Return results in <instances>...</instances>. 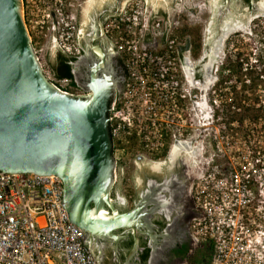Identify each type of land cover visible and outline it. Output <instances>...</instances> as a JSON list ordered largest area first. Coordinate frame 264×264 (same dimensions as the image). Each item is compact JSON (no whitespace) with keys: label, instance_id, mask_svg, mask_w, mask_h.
<instances>
[{"label":"built area","instance_id":"built-area-1","mask_svg":"<svg viewBox=\"0 0 264 264\" xmlns=\"http://www.w3.org/2000/svg\"><path fill=\"white\" fill-rule=\"evenodd\" d=\"M22 3L31 36L52 31L58 47L80 54V26L72 0ZM178 13H183L181 7ZM256 21L248 31L226 39L228 62L233 55L246 73L250 71L244 80L247 85L251 73L263 71L259 69L263 65L260 48L259 52L251 49L254 57L240 51L246 35L264 27L263 17ZM177 28V24L165 26L161 18L152 19L146 0H129L121 12L106 18L104 33L123 56L127 71L125 89L109 118L112 137L121 143L136 142L138 150L158 154L175 140L204 136L203 147L216 160L196 185L203 216L194 222L193 231L211 251V264H264V148L246 143L239 129L234 131L239 125L244 128L250 117H230V111L254 103L240 99L243 84L234 82L236 90H231L223 81L224 70L207 89L194 88L179 51L186 38ZM147 31L164 33L162 47L144 44ZM41 63L48 79L69 92L70 78H56L48 64ZM63 193V180L57 175L0 172V264H96L84 231L70 221L61 205Z\"/></svg>","mask_w":264,"mask_h":264},{"label":"water","instance_id":"water-1","mask_svg":"<svg viewBox=\"0 0 264 264\" xmlns=\"http://www.w3.org/2000/svg\"><path fill=\"white\" fill-rule=\"evenodd\" d=\"M100 24L104 33V21ZM101 51L103 57L89 50L73 63L87 68L88 94L60 90L44 73L22 0H0V172L61 177L60 202L70 221L86 233L118 239L114 231L132 220L110 196L117 161L108 112L123 76L111 52ZM134 236L135 252L139 239Z\"/></svg>","mask_w":264,"mask_h":264},{"label":"flooded vegetation","instance_id":"flooded-vegetation-1","mask_svg":"<svg viewBox=\"0 0 264 264\" xmlns=\"http://www.w3.org/2000/svg\"><path fill=\"white\" fill-rule=\"evenodd\" d=\"M258 17L262 18L264 15ZM92 24L93 22L90 26ZM94 35L92 27L87 31L79 30L77 43L81 47V52L77 55L78 58H86L89 50L93 52L90 47L92 44L105 43L103 38L94 39ZM185 38V51H189L195 57L192 44L190 50L187 49L190 38L186 36ZM219 40L220 43L223 41ZM58 48L60 47L57 46L56 51ZM220 50L219 53H222L223 45ZM219 53L208 52L200 65H192L193 72L190 76L184 71L188 80H193L194 88L205 90L211 83H206L205 79L208 77L213 81L216 75L224 70L223 81L229 84L231 90H236L237 84L234 82H239L240 86L243 84L239 89L240 99L254 103L230 111V117L255 118L260 128L264 129V78H251L247 85L244 80L250 71L246 73L244 66L228 62V58L222 60ZM210 58L212 59L209 60ZM214 58H218V61ZM72 65L73 79L68 77L70 87L67 93L88 94L85 88L88 81L87 68L83 65ZM115 68L123 79L116 85L110 102L109 118L113 105L123 94L127 79L125 65H115ZM199 80H202L201 85ZM109 127L111 133V122ZM112 140L113 156L117 166L110 196L120 212H131L132 222L127 227L114 231L119 236L118 239L110 235L86 233L82 229L85 244L96 264H126L130 252H133V256L129 258L132 264H191L197 260L198 252L205 251L207 247L199 241L193 231L194 222L203 216L202 209L196 201L195 190L199 178L209 164L216 160L211 153L205 157L204 154L208 151L203 147L204 136L175 140L158 154L141 149L137 151L139 148L136 142L121 143L113 137ZM134 234H137L139 239V247L135 252ZM148 250L149 255L144 259L143 254Z\"/></svg>","mask_w":264,"mask_h":264},{"label":"crops","instance_id":"crops-1","mask_svg":"<svg viewBox=\"0 0 264 264\" xmlns=\"http://www.w3.org/2000/svg\"><path fill=\"white\" fill-rule=\"evenodd\" d=\"M128 1L72 0L73 10L81 31H87L92 27V31H95L94 39L103 38L105 40L103 45L94 44L97 49H93V44L90 46L93 51L92 54L95 57H101L103 53L101 49L107 53L111 52L113 65H125L124 59L108 36L102 33L100 22L104 21L109 15L121 12ZM146 3L149 16L152 19L161 18L167 27L177 24V30L179 31L184 27H188L189 29L194 28L195 32L196 28H199L201 48L199 55L196 57L197 60L189 51H185L186 47H180L179 49L184 71L186 62L190 61V64L200 65L208 52L217 54L221 51L220 47H222L227 36L234 32L248 31L251 21L260 15H264V0H227V2L226 0H146ZM179 7L183 9L181 14L178 13ZM92 22L93 24L90 26ZM96 22L97 24H95ZM189 29L186 32V37H189L187 35ZM47 33L44 49L46 53L54 57L57 48L55 47V34L52 31ZM219 39H223V41L220 43ZM165 40L164 33L153 35L147 31L144 44L153 48H160ZM88 60L87 62H89ZM199 82L201 85L202 80H199ZM205 82H211V79L207 77ZM132 256L133 252H130L126 258V264H132L129 262V258Z\"/></svg>","mask_w":264,"mask_h":264},{"label":"rangeland","instance_id":"rangeland-1","mask_svg":"<svg viewBox=\"0 0 264 264\" xmlns=\"http://www.w3.org/2000/svg\"><path fill=\"white\" fill-rule=\"evenodd\" d=\"M256 18L253 19V21H251V24H249L250 25L249 28H251V26L253 25L254 21H256ZM47 34L48 33L45 32V33L41 34V36H39V37L31 36L33 45H34L35 49L38 50V56H39L40 60L43 63H46V64H47L46 58H45L46 51H45L44 48H45V45H46L45 42H46V39H47ZM249 35L250 34L246 35V38H245L244 42L240 44V45H243V47L241 48L240 51H244V54H246V55L251 54V56L254 57L253 51H251V49L256 50V52H259V51H257V49L259 50V48L262 47V44H264V43L261 42V41H264V28L260 29L259 32H257V34H253L251 36H249ZM55 47H57V45ZM218 55L224 61H225V59H227V56L230 55L228 53V51L226 50V39L224 40L223 51H222V53H219ZM196 57L197 56H195V59H196ZM263 57H264V54H263ZM211 59L212 58H210L209 60H211ZM229 59H230L231 63L236 64L235 63L236 60H234L233 55L230 56ZM214 60L218 61V58L217 59L214 58ZM262 62H263V65H264V60ZM192 65H195V64H190V61L186 62L185 65H184L185 66V72L187 74H189V76L193 72L192 71V67H193ZM251 97H252V95H251ZM251 121H254V120H252V117H250V120L247 119V121L245 122L244 128H243V126L240 127V125H239L236 128H234V131H237L239 129L238 130L239 136L242 139H244L246 141V143H249V144H252V145H256V144L259 143L264 148V129L260 128V126L258 124L255 125ZM256 130L257 131L261 130L262 132L259 133ZM137 151H139V150H137ZM201 151H203V150H201ZM210 153L211 152H209V151L207 153H205L204 154L205 157H208ZM216 157L219 158L217 160H221V157H219V156H216ZM204 250L205 251L201 252V250H200L198 252V259L193 261V262H191V264H211L210 250L208 248H206Z\"/></svg>","mask_w":264,"mask_h":264},{"label":"trees","instance_id":"trees-1","mask_svg":"<svg viewBox=\"0 0 264 264\" xmlns=\"http://www.w3.org/2000/svg\"><path fill=\"white\" fill-rule=\"evenodd\" d=\"M256 23H260L259 20H257ZM262 28L264 27L260 25V27L255 28V30H259ZM188 29H189L188 27H184L181 31L179 30L178 31L180 35L184 37ZM187 35L190 37L194 56H198L199 50L201 48V35L199 32V28L198 29L196 28V32L194 28H190L189 33H187ZM261 42L264 43V41H261ZM260 49H261L260 57H261V60L263 61L264 60V57H263L264 44H262V47H260ZM45 58H46L48 67L50 68L51 72L56 78L70 77L71 79H73V73H72L73 65L72 64L77 60L78 58L77 55L67 53L63 49L58 48L56 51V55L54 57H52L49 53H46ZM235 63L236 65H240L238 63V60H236ZM259 69H262L264 71V65H260ZM263 71L258 72V75L251 73L250 77L252 79L261 78V74H264ZM231 119H234V118L231 117ZM148 255H149V250L146 251L145 254H143L144 259H146Z\"/></svg>","mask_w":264,"mask_h":264}]
</instances>
